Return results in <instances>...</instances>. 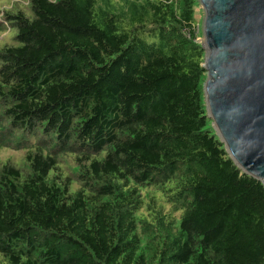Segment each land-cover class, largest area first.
I'll list each match as a JSON object with an SVG mask.
<instances>
[{
  "label": "trees",
  "instance_id": "16d2710c",
  "mask_svg": "<svg viewBox=\"0 0 264 264\" xmlns=\"http://www.w3.org/2000/svg\"><path fill=\"white\" fill-rule=\"evenodd\" d=\"M24 6L0 22V147L24 151L0 162V264H264V184L208 115L200 1Z\"/></svg>",
  "mask_w": 264,
  "mask_h": 264
},
{
  "label": "water",
  "instance_id": "95a60500",
  "mask_svg": "<svg viewBox=\"0 0 264 264\" xmlns=\"http://www.w3.org/2000/svg\"><path fill=\"white\" fill-rule=\"evenodd\" d=\"M208 115L236 164L264 184V0H199Z\"/></svg>",
  "mask_w": 264,
  "mask_h": 264
},
{
  "label": "rangeland",
  "instance_id": "374dc122",
  "mask_svg": "<svg viewBox=\"0 0 264 264\" xmlns=\"http://www.w3.org/2000/svg\"><path fill=\"white\" fill-rule=\"evenodd\" d=\"M25 3L26 0H0V22H4L6 20L5 12L17 11L18 9H20V7H25ZM13 4H15L14 8ZM195 13V17L199 22V31H201V37L199 38V41L202 44H205V38L203 34V21L205 12L202 6H199ZM15 36L16 30L12 25L10 27H6L4 30H0V47H3L8 43H15V41L13 40ZM213 128L214 130H216L214 125ZM9 159L18 165L21 164L24 159V151L15 150L8 147H0V162H5Z\"/></svg>",
  "mask_w": 264,
  "mask_h": 264
},
{
  "label": "bare ground",
  "instance_id": "6f19581e",
  "mask_svg": "<svg viewBox=\"0 0 264 264\" xmlns=\"http://www.w3.org/2000/svg\"><path fill=\"white\" fill-rule=\"evenodd\" d=\"M71 131V130H70ZM89 209V208H88Z\"/></svg>",
  "mask_w": 264,
  "mask_h": 264
}]
</instances>
